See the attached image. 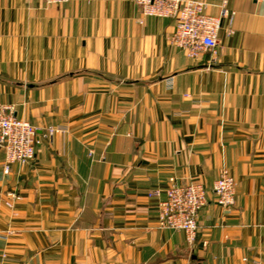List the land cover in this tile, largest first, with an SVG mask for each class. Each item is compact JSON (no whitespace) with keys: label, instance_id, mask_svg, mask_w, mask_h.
Masks as SVG:
<instances>
[{"label":"crops","instance_id":"obj_1","mask_svg":"<svg viewBox=\"0 0 264 264\" xmlns=\"http://www.w3.org/2000/svg\"><path fill=\"white\" fill-rule=\"evenodd\" d=\"M193 1L217 17L224 0ZM226 9L217 55L193 61L136 0H0V105L41 137L9 174L0 150V263L264 264V0ZM172 181L208 188L194 246L149 196Z\"/></svg>","mask_w":264,"mask_h":264},{"label":"built area","instance_id":"obj_2","mask_svg":"<svg viewBox=\"0 0 264 264\" xmlns=\"http://www.w3.org/2000/svg\"><path fill=\"white\" fill-rule=\"evenodd\" d=\"M70 0H45L47 7L61 6ZM144 17L173 19L175 31L169 38V44L183 51L193 61H202L206 56H216L219 46V31L224 18L230 15L226 9L228 0L223 1L220 16L206 13V4L193 0H136ZM233 33L229 30V34ZM169 79L168 86L173 87ZM66 127H49L48 135L66 133ZM41 144L39 128L29 121L14 115V109L0 105V150L5 154L4 171L9 174L13 165L24 167L36 157L37 147ZM215 203L229 209L235 204L237 183L229 170L224 168L213 186ZM159 202V224L161 229L182 231L188 245L194 246L199 230L201 211L208 204V188L200 181L178 184L172 181L166 191L153 190L151 198L162 197ZM21 197L13 191L8 195L6 205L14 208V203ZM207 246V243H204ZM7 255H3L6 259ZM0 264H4L1 262Z\"/></svg>","mask_w":264,"mask_h":264}]
</instances>
